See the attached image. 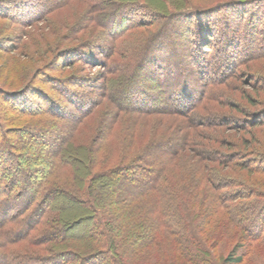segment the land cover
<instances>
[{"label": "trees", "instance_id": "obj_1", "mask_svg": "<svg viewBox=\"0 0 264 264\" xmlns=\"http://www.w3.org/2000/svg\"><path fill=\"white\" fill-rule=\"evenodd\" d=\"M17 1L19 0H0V7H3L2 3L6 5ZM58 1L59 5H71L73 0ZM129 1L131 0H79L83 7L79 11L89 12L91 18L99 22L107 15L113 16L114 7H120L122 3L127 7ZM161 1L165 5L169 4L170 7L174 6L168 13L163 14L167 19L181 15L182 19L190 17L191 20H196L202 11L216 12L215 8L220 5L235 7L249 4L247 11L250 8L252 22L248 29L246 26V29L242 30L239 37L235 36L238 34L236 29L232 30L234 34L231 33L227 41L229 49L226 48V44L221 48L217 45V49L219 48L218 50L224 54L219 57L220 59L215 58V63L212 65L205 54L211 52L213 48L208 42L209 37L214 34V30L210 27L214 26L213 22L207 24L204 22L201 25V34L198 28L191 37H189L191 30L182 34L184 52L178 53L173 46L171 48L167 45L162 49L169 52V58L173 55L179 59L178 55H180L181 59L175 63L173 59L169 61V69L166 73L161 72L157 63L159 59L154 56L149 58L151 54L147 49L145 51L143 49L142 58L144 60L147 57L148 61L137 62L139 59L137 57L130 64L132 68L127 62L120 63L119 66L127 71L140 69V72L149 77L148 79L151 78L149 83L154 84V88L147 91L153 92L154 96H146L149 102L145 103H132V99L128 98L130 104H116L117 112L111 111L112 115H119L111 121L114 126L109 128L110 133L108 132L107 138L104 140L102 138L103 141H97L92 147L87 140L91 141L96 130L91 128L94 129L92 135L88 132L83 135V128H80L94 111L95 105L92 104V98H89L90 107L85 108L78 115L70 113L69 134L62 138L57 149L36 147L39 152H45L43 149L48 151V157L35 179H31L28 172L23 169L22 162L20 163L23 153L17 143L22 140L24 132L28 133L36 129V126L42 123L41 118L53 115L48 109L56 112L63 109L68 111L69 108L56 102L51 95L44 94V89L40 87L39 90L34 83L31 90L48 103V109L36 110L38 105L31 100V103L27 101L29 104H26V101L19 102L20 98L18 100L17 96L22 95L16 93L11 94L9 97L12 100L8 101L4 95L6 89L0 87L2 96L0 143H4V146H0V264H146L160 259L168 264H176L175 261L178 262L179 258H183L188 264H219L216 261L215 251L213 252L208 243L213 240L212 246L216 248L224 236L234 241V244L222 264H242L245 256L251 251L264 247V224L259 222L264 219L259 214L264 212V202L260 199L264 197V193H259L257 181L253 178L247 179L249 183L243 178L226 180V175L232 170V166L241 170L247 167L246 164L238 163L235 159L236 154L240 152L241 143L239 144L234 136L231 137L229 130L242 132L249 126L257 130L264 124V86L256 84L249 91L242 87V79L239 77L240 70L244 66L247 68L248 65L250 73L253 72L251 74H255L256 78H264V67L250 65V62L264 60V42L250 47L255 36L258 35L257 25L261 16H264V9L260 8L261 0H214L206 5H195L194 0ZM132 2L133 7L150 5L149 0ZM192 7H197L199 13L193 15L195 9L192 10ZM48 8L41 10L37 19L44 14L46 16ZM13 13L17 16L22 14ZM236 16L239 17L241 14ZM14 17L12 16L11 20L19 23L34 21L31 17L27 19H19V17L14 19ZM233 23L237 24V22ZM167 24L169 23L161 24L160 28L166 27ZM104 26L105 30L93 36L89 32L81 35L83 40L80 38L77 46L68 49L87 50L86 52L90 50L84 49L87 47L93 50L105 49L109 53L107 55L109 62V58L119 49L121 44L119 38L123 31H129L131 26L125 27L124 23L119 25L120 27H113L107 23ZM227 26V24L219 25V30L226 31ZM107 30L110 35L100 34ZM166 30L172 34L177 33L175 28L172 30L166 28ZM242 38H247L250 42L242 50V60L239 64L229 58V54L236 51L238 39ZM154 41H146V46L149 45L150 48L157 46ZM189 42L191 45L187 44ZM202 47L205 49L203 50ZM234 47L235 49H232ZM64 50L67 49L64 48L62 51ZM190 52L193 53L192 61ZM187 58L193 65L187 67ZM108 62H104L105 67L109 66ZM152 64L155 67H150ZM171 66L176 67L173 69ZM110 68L109 66L107 69L109 74L116 75L117 72ZM209 69H212L213 74L218 73V76L213 77ZM162 77L164 79H161ZM195 77L198 79L193 86ZM112 79L113 75L110 77L103 75L106 88L101 96L110 101L116 98L114 94H110ZM167 82H170V86L176 85L183 90L191 89L189 101L180 103L179 107H172V102L164 100L161 105L163 109L169 108V110H162L161 105H151L150 102H158L165 94L171 97L173 92ZM147 84L146 82L144 85ZM19 90L26 93L30 88L24 83L21 87L15 88L14 92H20ZM219 92L223 93L222 99L217 98ZM67 93L69 95L70 91L67 90ZM193 93H196L195 97ZM74 94L75 98L72 97ZM67 98L71 106L77 105L80 110L85 106L83 100L79 101L81 96L78 92H72ZM258 102L263 104L261 110L254 113L248 111V108H252V104ZM26 107H33L35 110H25ZM24 115L30 116L32 120L24 122L21 118ZM151 115L161 116L159 118L157 116L158 120L153 122L155 124L152 127H150L152 121L149 122L147 119ZM54 116V119H59ZM233 121L237 123L234 124ZM129 122L130 125H127ZM125 124L129 126L128 132L123 130ZM173 130L177 138L165 140L167 142L163 148V150L172 149L169 155L151 161L150 146L155 144L157 137L168 138ZM37 131H39L37 137L45 136L43 129L39 128ZM154 131L156 137H151ZM252 136L254 137L253 133ZM110 139L114 144L106 148ZM29 141L35 144L34 139ZM244 142L250 144L248 138H244ZM226 148L232 151L222 152L227 150ZM262 159L264 154L257 156L256 163L261 166L254 167L253 170L259 171L264 176ZM207 161L220 163L223 169L225 167V171L223 169L217 171ZM143 162L147 167L145 171L138 172L137 167ZM183 163L187 165L185 169L181 166ZM124 174H129L132 180H136L134 186L137 187V192L122 202L116 200L114 203L108 200L109 191L106 187L111 182L109 188H117L113 181L119 180ZM142 177L147 178L148 182L145 183ZM227 182H230L231 186ZM228 187L232 188L227 189ZM117 190L115 194L120 189ZM122 193H127V190L119 192ZM244 202H247V205L249 202L251 206L253 204L254 210L244 207ZM79 219L81 222H77ZM130 242L131 253L128 255L126 248ZM142 244L145 246H141ZM148 245H155L161 249L160 255L153 257L146 254L145 257H141L143 249ZM250 260L252 257L248 261Z\"/></svg>", "mask_w": 264, "mask_h": 264}, {"label": "rangeland", "instance_id": "obj_2", "mask_svg": "<svg viewBox=\"0 0 264 264\" xmlns=\"http://www.w3.org/2000/svg\"><path fill=\"white\" fill-rule=\"evenodd\" d=\"M132 1L134 0L129 1L127 7H124L123 3L120 5V7H114V11L112 13L113 16H105L110 20L102 18L99 20V22L98 20L95 21L93 18H91L89 12L79 11V9L83 8L79 0L71 1V5H59L58 0H19L17 2L7 3L6 5L2 3L3 7H0V87L4 90L6 89L4 95H6L7 100L11 101L12 98L9 96L13 93H16V95H22L21 97L17 96V99L20 98V100L18 99L19 102L26 101V104H29L32 101L38 105V108H36V110L48 109V103L44 101L43 98L36 95L37 93L35 94L34 91L31 90L33 87L32 83H34V86L39 90L40 87L44 89V94L51 95L53 99L56 100V102L64 104V107L67 106V108H69L68 111H64L63 109V111L60 110L56 112L52 109H48L50 114L53 115H50V117L47 116L41 118L42 123L37 125L36 129H32V132H24L22 135L23 137L20 136L22 140L19 139L20 141H18L17 143V146L22 149L23 153V155L21 156L22 159L20 163L22 162L21 165L23 169L28 172L31 179H35L39 175L38 171L42 170L44 164L47 162L48 157V151L43 149V151L45 152H39V150H37V146H42L43 148L50 147V149H57L59 147V142H61L62 138L67 137L69 134L68 132L70 130V123L68 121V118H71L70 113H77L78 115L85 108L90 107L91 102L89 101L88 103L89 98H92V104L95 105L94 111L92 112L91 116L86 120L87 122L84 124L82 123L80 125V128H83V135L87 134V132L92 135L94 129L96 130V134L94 133L91 141L88 142L87 140V143L92 147L93 145H96L97 141H103L105 138H107L108 132L110 133L109 128H112L114 126L111 121L119 116H116L117 114L112 115L113 112H117L116 104L118 105L119 103L121 105H128L130 104L128 102V98L132 99V103H145L149 102V99L145 98L146 96H154L153 92L151 93L147 91V89L151 91V89L154 88V84H152L151 82L149 83L151 78L148 79L149 77L147 78L143 74V72H140V69L139 71H137V69H134V71L131 69V72L127 71L123 67L119 66L120 63L127 62V65L131 66V62L135 58L137 59V57L139 58L137 59V62L139 60L141 63L148 61L146 60L148 59L147 57L144 60L142 58L143 49L144 51L147 49V52L149 51L151 54L149 58H151V56H154V58L159 59L157 63H159L160 65L159 67L162 70L161 72L164 71V73H166L169 69V61L173 59V63H175L181 59L180 55H178L179 59L177 58V56L173 55L171 56V58H169V52L167 50L162 49L165 48V46L167 45L171 48L173 46L178 53L184 52V47L182 45V34H186L188 30H191V33H189V37H191L192 34L195 35V30L197 28L199 33L201 34V25L204 22L206 24L213 22L214 26L210 27L212 30H214V34H212V36L209 37L210 39H208V42L211 44L210 46H213V48L211 52L205 54V56L208 58L212 65L213 63H215V58H219L222 54H224L221 52V50H218L219 48L217 49V45L221 48L226 44V48L229 49L230 46L227 44V41L231 37V33H233L232 30L236 29L238 34H236L235 36L239 37V35H241L242 30L244 28L246 29V26L248 29L250 23L252 22V16L250 15L251 10H249L250 8L247 11V7H249V4L235 7L232 5H227L226 7L220 5L215 8V10L217 9L216 12L212 13L211 11H202L200 15L198 14V18L196 20H191L190 17L182 19L181 15H177L174 18L167 19L163 16V14L168 13L169 10L173 9L174 6L170 7L169 4L165 5L161 0H149L150 5L144 7H133ZM212 1L214 0H194L193 2L195 3V5H206L208 3H211ZM46 8H48L46 16L44 14L37 19V16H39V12L41 10H45ZM260 8L264 9V0H261ZM5 9L7 10L5 11ZM194 9L195 11L192 12L193 15L199 13L196 10L197 7H192V10ZM253 9L257 8L253 7ZM13 12H18L22 14L17 16V14ZM75 13L76 16H74ZM239 13L241 14V16H236L237 14L239 15ZM12 16H15L14 19H16V17H19V19H27L31 17L32 19H34V21H31L30 23H19L17 21L11 20ZM255 17L256 16H253V18ZM261 17L262 18L257 25L258 35H256L257 37L255 36L253 42H251L250 44V47L260 45L262 42H264V16ZM233 22H237V24H234ZM106 23L111 26L113 25V27H120L119 25H122L123 23L125 27L131 26L129 31L125 30L126 32L123 31V33L125 32V34L122 33V36H119V41H121V44L117 53L109 58V62L107 58V55L109 53L105 49L93 50L88 47L84 48L90 49L91 51L89 50V52H86L87 50L81 49H68V47L78 45L77 42L81 38V35H85V33L89 32L93 36L95 35V33H99L100 31L105 30L104 25H106ZM166 23L169 24H167L166 27L162 26L160 28L161 24ZM224 24L228 25V29L226 31H220L219 25ZM166 28H169L170 30L175 28V30H177V33L172 34V32L170 33L168 30H166ZM115 31L116 30L114 29V32ZM100 34H102L103 36L110 35V32L107 30L106 32ZM202 39L203 41H205L204 37ZM80 40H83V38H81ZM148 40H155L154 42L157 46H154L153 48H150L149 45L146 46V41ZM238 41L239 44L237 46L236 51L229 54V58L236 60L240 64L242 60V50L247 47L250 40L248 39L247 41V38H242L238 39ZM187 44L191 45L190 42ZM64 48H66L67 50L62 51ZM202 49L204 50L205 48L202 47ZM232 49H235V47ZM190 53V59L192 61L193 53ZM129 55H131V59H129ZM211 55H214V57H212ZM88 59H90V61H88ZM243 60H245V58ZM105 61L108 62L112 70L117 72L116 75L109 74V70H107L109 69V66L105 67ZM191 61L189 59L187 60V67L193 65ZM251 64L256 65L257 67L262 66L263 68L264 60L254 61L253 63L250 62V65ZM153 66L155 67L154 64H152V66L150 67ZM171 67L175 69L176 66ZM178 67L179 66H177V70ZM209 71V73H211L213 77L218 76V73L213 74L212 69H209ZM231 71H234L233 68ZM251 73L253 72L251 71ZM251 73L250 69L248 68V65L247 68H245L244 66L243 69L240 70L239 77H241L242 79V87L250 91L251 89H253V87H255L256 84L258 86H264V78H256L257 76ZM103 75H109V77L113 75V84L110 83V94H114L116 98H113L112 101L107 100L105 97L103 98L101 96V93L104 92L106 88L105 83L103 82ZM161 79L164 78L162 77ZM197 79V77L194 78L193 86H195ZM146 82L148 84L144 85ZM24 83H27L30 90H28L26 93L20 90V92H14L15 88L21 87ZM169 83L170 82H167L166 84H168L169 89H171V92H173L171 93V97H168V95L165 94L160 97L158 102H150L151 105H161L164 100H167L170 103L172 102V107H179L180 103H186L187 101H189V97L191 96V89L183 90L182 88L176 85L170 86ZM33 90L35 89L33 88ZM67 90L70 91L69 95L67 93ZM72 92H78V95L81 96L79 101H84L85 106L82 107L81 110L78 109L77 105L71 106L69 104L67 96H70ZM196 93H193L194 97ZM217 94L219 96L217 98L222 99L223 93L219 92ZM72 97L75 98V94ZM173 98H175L177 101H175V99ZM99 99L101 100L99 101ZM1 100L2 96L0 95V102ZM27 101L30 102L28 103ZM257 101L261 100L257 99ZM262 105V103L258 102V104H252V108H247L248 111L254 113L258 110H261L263 108ZM15 107L18 106L15 105ZM25 110L33 111L35 110V108L26 107ZM162 110H169V108L163 109L162 107ZM54 115H56L60 120L54 119ZM157 116L158 118L161 117L159 115H151L147 118L149 122L152 121L150 127L155 124L153 123L155 120H158L156 119ZM29 117L30 116L28 115H24L21 118H23L22 120L24 122H27L29 120H32V118ZM168 119L171 118L168 117ZM232 123L235 124L237 122L233 121ZM90 124L92 125V127H90ZM127 125H130V122ZM39 128L43 129V132H45V136L43 138L36 136L39 132L37 131L39 130ZM58 128L60 130H58ZM128 128L129 126H126L125 124L123 130L127 131ZM153 130L156 131V129L154 128ZM155 131L153 132V134H151V137H156ZM71 132H73V129L71 130ZM229 133L231 134V137L234 136V139L237 140L239 144L241 143L239 149L240 152L238 155L236 154V161L241 164H246L247 167H244V169L241 170L239 169V167L232 166V170H229L230 172H228V174L226 175V180L230 181V179L234 178H243L244 181L247 182V179L253 178L254 181H257V186H259L260 189H258L259 193H264V176L259 173V171L253 170L254 167L261 166L256 163L257 156L264 154V124L262 126L260 125L257 130L249 126L248 128H245V130H242V132L236 130H229ZM252 133L254 137L252 136ZM174 135H176L175 130L172 131V134H170L168 138L159 139V137H157V140L154 142L155 144H152L150 146V155H148L151 161L154 162L160 160V158H165L166 155H169V152H171L172 149L167 148L163 150V148L165 146V142H167L165 140H174L177 138ZM240 136L241 138H239ZM244 138H248L250 144L247 145L244 142ZM30 139H34L35 144H32L31 141H29ZM112 144L114 143L112 139H110V141L107 143L106 148H109V145L112 146ZM0 146H4V143H0ZM226 149L227 150H222V152L232 151L229 148ZM106 150L110 151L108 149ZM115 150H117V148ZM161 150H163V152H161ZM261 161L264 162V159H262ZM208 163L213 165L212 168L215 167L217 171L223 169L220 163H216L213 161H209ZM181 166L185 169V166L187 165L183 163ZM146 167L147 164L143 162L139 165V167H137V171H145ZM197 168L198 167H196V169ZM126 171L125 173H127ZM223 171H225V167ZM142 179L145 183L148 182L147 178L142 177ZM113 182H115L114 185H117L118 187L109 188L111 187L110 182L109 186H107L106 189L109 191V196L107 197L108 200L114 201V203L116 200H121L122 202L123 200L132 197V195L137 192V187L134 186L136 180H132L129 174H124L121 178H119V180L116 179V181ZM227 184L230 185V182H227ZM230 188L232 187H228L227 189ZM117 189H120V193L127 190V193L119 194V192H117V194H115L116 191H118ZM260 199L264 202V197H260ZM244 203V207H250L248 209H251L253 206V204L251 206L249 202V205L246 204L247 202ZM252 209L254 210V208ZM259 214L264 217V212H260ZM75 217L76 216H74V218ZM76 218H78V216ZM77 222H81V219H79V221ZM259 222L264 224V219L259 220ZM172 225L173 227H175V223H173ZM216 229L220 230L218 228ZM131 244L132 243L130 242L129 245H127L128 247L126 248V250H128V255H130L129 253H131ZM213 244L214 242L212 240L208 243V246L213 250V252L215 251L216 261L219 264H222L224 258H226L227 256V253L231 250L234 241H231L226 236H224L223 239H221L220 243H218L216 248L212 246ZM141 246L145 245L142 244ZM160 251L162 250L156 247L155 245H148L147 248L143 249L141 257H145L144 255L146 254L151 255L153 257H157V255H160ZM249 256L252 257V260H250V262L248 261L250 259ZM175 263L188 264L183 261V258H179V261H175ZM146 264H168V262H163V259H160L156 262H148ZM242 264H264V247L262 246L260 248L255 249L254 251H251L249 255L245 256Z\"/></svg>", "mask_w": 264, "mask_h": 264}]
</instances>
